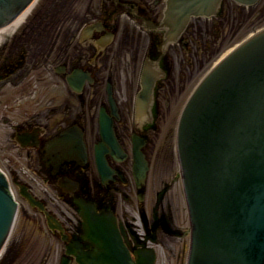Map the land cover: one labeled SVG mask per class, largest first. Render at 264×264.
I'll use <instances>...</instances> for the list:
<instances>
[{"label": "flooded vegetation", "instance_id": "flooded-vegetation-1", "mask_svg": "<svg viewBox=\"0 0 264 264\" xmlns=\"http://www.w3.org/2000/svg\"><path fill=\"white\" fill-rule=\"evenodd\" d=\"M103 3L106 8H103L100 13L96 11V8L94 13L89 9L86 20L79 22L73 35L64 31L62 39L33 40L29 39L31 36L27 35L29 28L26 27L18 31L9 43L0 45V97L3 94L2 89L9 84L13 86L11 91H14V100L0 99V110L7 109L12 113L11 122L4 124L10 127V138L17 149L16 157L33 163L28 171L18 172L17 181L26 183L43 202L45 209L60 222H64L61 217L65 220L69 218L67 215L62 216V212L66 210L69 212L73 221L68 225L75 227V232L69 233L70 239L79 237L78 231L81 230L79 208L73 197L83 194V198L92 199L91 202L103 207L101 209L115 210L119 220L125 222L126 226L132 221L133 233L134 227L137 226V234L145 240L152 236L150 229L156 231V235L159 233V228L161 233L167 230L165 226H159L157 220L160 219L159 215L173 211L175 205L169 201L166 191L163 190H159L156 196L150 199L147 195L148 189H145L144 200H139V189L133 175V158L129 150L132 147L134 134L145 136L147 140L145 149L151 169L155 167L151 155L153 150L150 136L159 133L160 118L164 116L162 113L157 118L158 108L159 114L163 112L162 94H174V91L167 90L171 89L170 78L174 71L176 72L177 61L172 59L175 57L173 53L176 54V49L173 50L172 47L167 58L160 64L167 75L157 82L153 104L151 105L149 101L140 105L137 97L141 89L142 70L147 59H150L153 65L157 64L160 51L159 36L151 31L148 33L150 43L144 58L141 59L137 78L131 76L133 70L130 64H125L124 60L127 57L133 58L135 63L138 62L139 53H136L138 45L134 37L126 38L122 33L119 40L106 44L105 36L109 32L115 33L114 39L117 34L120 35L124 17L133 23L135 29L144 31L150 21L159 18L160 2L103 0ZM103 15L108 16L107 18L110 15L111 22H115V15H117V24L111 25L106 22L107 20L103 21L105 29L100 34L94 33L83 39L82 28L96 21L100 26ZM131 38H133L132 42ZM115 44L123 55V59H119L121 67L116 69L114 60L113 63H109L108 60L110 53L113 54V50L115 53L117 51ZM189 62L192 63V59ZM105 67H108L106 73L101 74V69ZM79 69L89 72L92 79L85 80L82 87L74 88L69 83V78ZM189 71L190 76L186 75L187 79L181 80L185 88L194 76L192 69ZM182 76L185 75L182 74ZM133 82L136 88L132 90ZM108 87L113 89L111 92L120 119L114 116ZM175 89L177 90V86ZM30 98L35 100V103H26ZM13 102L16 105H13ZM102 110L114 119L118 138L127 150L125 158L113 156L111 153L106 154L110 167L122 174L120 177L114 172L106 181H103L100 175L95 154L96 145L102 141L99 129ZM69 129L81 132L83 135L87 150L85 158L87 162L84 164H81L79 160L71 159V157H79L84 160L82 155L68 154L60 144L62 134ZM13 175V172L9 174L12 186ZM70 180L75 183H71ZM62 183L68 184L71 190L77 183L78 188L73 190L72 194L62 188ZM38 189L40 192L37 191ZM67 197L72 199L75 208L64 202ZM32 214L34 217L41 216L37 209ZM143 217L149 224L157 221L159 227L150 228L149 224L142 220ZM40 222L43 224L44 218ZM145 224L148 225V231L145 229ZM46 227L50 229L48 225ZM54 231L53 233L56 234ZM175 237L174 234L167 236V238ZM8 247L0 264H13V257L20 255V252H17L18 249L13 248V232ZM133 248L135 249L136 246Z\"/></svg>", "mask_w": 264, "mask_h": 264}, {"label": "water", "instance_id": "water-1", "mask_svg": "<svg viewBox=\"0 0 264 264\" xmlns=\"http://www.w3.org/2000/svg\"><path fill=\"white\" fill-rule=\"evenodd\" d=\"M34 1L0 0V29ZM236 1L252 5L258 0ZM221 2L168 0L162 24L166 43L181 36L192 16L215 15ZM177 151L192 223L188 264H264V29L199 83L179 120ZM16 214L17 203L0 171V251ZM87 215L89 223V207ZM104 223L97 222L102 227L95 230L90 221L86 240L91 233L98 247L77 248L81 264H154L153 253L133 262L117 228Z\"/></svg>", "mask_w": 264, "mask_h": 264}, {"label": "rangeland", "instance_id": "rangeland-1", "mask_svg": "<svg viewBox=\"0 0 264 264\" xmlns=\"http://www.w3.org/2000/svg\"><path fill=\"white\" fill-rule=\"evenodd\" d=\"M158 1L160 2L162 0ZM102 2L103 0H92L93 6L91 7V0H48L45 3V6L38 11L39 13L41 12V14L40 16L38 14V19L40 22H38L39 30L37 32V36L45 37L46 30H48L49 27L54 26V24H61L65 31H68L70 35H73L75 33V28L79 26V22H83L84 20H86L87 12L89 11V9H91L92 13H94V8L96 7L98 9L99 6H101ZM263 8L264 0H262V3L260 2L255 7L247 8V12L243 15L244 18L241 19V27L238 30V35L234 36L238 31L231 33L230 29L226 33L227 38L223 43H221L222 45L218 50H215L213 47L210 49L209 53H207L206 51L205 53H202L200 55L198 53L196 54L197 48L194 45L195 60L197 62L200 59L201 64L195 67L196 70L194 72L195 77L193 82H197L198 79H200L211 67H213L226 53H228L239 42L248 37L252 33L254 28L264 25ZM100 10L101 9H98L96 11H98L99 13ZM256 13H260L262 22H260L258 25L253 26L251 22L252 19L249 21H246L245 19H247V16H249V14ZM236 18L237 16L234 17V20H236ZM60 21L64 23H60ZM122 23L123 29L121 30L118 40L121 38V35L123 33L126 38L133 36L136 40V45H138V50L136 52L139 53L138 62L135 63V60L133 61V58H124L125 64H130L133 70L131 72V76L137 78L141 59L144 58V53L146 52L150 43V35L145 31L142 32L139 29H135L133 23L129 22L126 17L123 18ZM10 33H12V31ZM54 38H62L61 33L54 32L52 35V39ZM132 41L133 38H131V42ZM114 47H116L117 51L115 53V51L113 50L114 56L110 53V58L108 60L109 63H113L112 61L114 60V67L116 69L117 67H121L119 59L122 60L123 55L118 50L119 47L117 48L116 44L114 45ZM169 47H173V50L176 49V54L173 53L176 60L172 57L175 62L177 61L176 72L174 71L172 77L170 78L171 89L167 90L174 91V94H162L163 100L161 101V107L164 116L160 119L161 130L158 134L154 133L150 136L152 139L153 150V154L151 155L153 157L152 159H154L155 161V167L153 168V171L151 173V187L148 189V195L150 199H153L159 190H164L165 188H167V196L169 197V201L173 202L172 204L175 205L172 212L175 216L176 224L178 225L179 229L185 232V237L181 239L165 237L162 238L161 236V243L159 245H153L157 250V264H186L187 251L189 250L190 242V218L184 189L182 186L179 163H177L175 149L173 150V135H175L174 129L177 125L178 115L182 109V106L185 104L188 94L192 88L190 85L191 89L189 88L187 90V87L185 88L184 86H182L181 80L187 79V76L185 74H188V77L190 75V71L184 67V64H186L187 61L185 52L183 51V49H181V47H183L182 44H173V46L170 45ZM206 54H209V57L205 58ZM107 68L108 67L102 68L100 73L105 74ZM181 74H184L185 76H182ZM128 79H130V77H128ZM185 82L187 83V80H185ZM176 86L177 90L175 89ZM11 88L13 89V86L9 84L2 89L3 94L0 97L1 100L4 101L7 98L14 100V91H11ZM131 88L132 90L136 88L134 82L131 85ZM24 103L25 102H23V104ZM26 103H35V100L30 98ZM13 105L16 104L13 102ZM7 112L9 113V110H7ZM1 116H3L2 113H0V118ZM0 122L3 121L0 119ZM10 137V129L5 124L0 123V167L6 170L8 173L11 171V168H13L15 172L22 169L28 170L33 166L32 161L16 157V145L13 143V141H11ZM171 139L172 141L169 142ZM40 190L42 191V189ZM37 191L40 192L39 189ZM61 205L64 206L62 203ZM35 207L36 208L33 209L28 205L26 206V208H24L23 211L26 212V216L29 218V220L24 221L21 216L19 217L13 231V242L15 240V237L20 235L22 237L21 246L23 247V251L27 252L28 247H30L32 244L31 242H36L38 244L37 249L33 250V254H30L31 256L28 258H25L26 253H24L16 262V264H60V257L63 255L65 250V240L63 239V236L60 235L61 231L59 229H57L55 234L51 232L52 230L46 228V226L48 225L47 210L44 209L41 211L37 206ZM30 209L32 212L37 209L40 212V215L43 217H29L27 214V210ZM67 212V210L63 211L62 216L65 217L68 214ZM43 218L45 224L44 222L43 224L40 222V220H42ZM61 218L62 221H64L61 223L62 225H65L63 226L65 229V234L75 232V227L68 225L69 222L73 221L72 218H66V220L63 219V217Z\"/></svg>", "mask_w": 264, "mask_h": 264}, {"label": "bare ground", "instance_id": "bare-ground-1", "mask_svg": "<svg viewBox=\"0 0 264 264\" xmlns=\"http://www.w3.org/2000/svg\"><path fill=\"white\" fill-rule=\"evenodd\" d=\"M178 125V124H177ZM153 163L155 164V161H153ZM141 170V168H139V167H135L134 168V170H133V175H137L138 173H139V171ZM150 178H151V174L147 171V178H146V180H145V183L146 184H144V185H142V186H140V187H138V189H139V194H141L142 193V191L144 190V188L145 189H149L150 187H151V183H150ZM136 181L138 182V181H143V178L141 177L140 179L139 178H136ZM15 221V220H14ZM138 223V222H137ZM148 253H151V251H146V252H142L141 251V255H137V259H144V257H145V254H147L148 255ZM144 256V257H143Z\"/></svg>", "mask_w": 264, "mask_h": 264}]
</instances>
